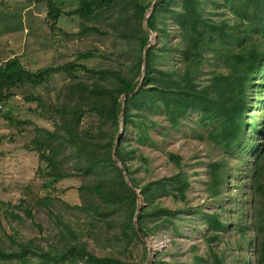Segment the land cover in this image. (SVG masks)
<instances>
[{
	"label": "trees",
	"instance_id": "trees-1",
	"mask_svg": "<svg viewBox=\"0 0 264 264\" xmlns=\"http://www.w3.org/2000/svg\"><path fill=\"white\" fill-rule=\"evenodd\" d=\"M79 2L65 11L46 0L51 29L61 15L76 16L81 20L78 34L111 40L110 48L94 46L75 60L37 71L28 70L20 56L0 63V103L8 106L17 97L15 90L25 91L23 101L29 103L32 118L15 124L44 120L53 127L34 126L25 141V149L40 162L37 179L26 187V198L5 212L18 222L25 219L17 210L33 221L48 219L50 235L57 239L45 249L34 239L17 240L0 222V264L147 263L150 250L134 226L138 196L116 165L115 145L142 198L141 233L153 241L169 237L152 264H251L245 251L250 243L256 264H264V0H159L147 21L157 42L148 50L137 91L150 40L144 19L153 0ZM91 59H101L105 66L84 63ZM57 75L66 82L52 101L36 88ZM125 94L131 95L122 105ZM184 128L207 146L208 161L201 163L207 168L202 205L212 206L208 210L189 199L188 164L168 148L174 133ZM145 146L158 149L176 172L157 178ZM242 170L251 182L235 187ZM67 179L80 185L54 190L53 183ZM230 187L234 192L228 196ZM73 189L78 204L62 196ZM190 225L196 226L193 236H202L189 246L193 257L187 263L180 261V243ZM223 238L230 243L218 249ZM202 241L208 247L205 255L199 254Z\"/></svg>",
	"mask_w": 264,
	"mask_h": 264
},
{
	"label": "rangeland",
	"instance_id": "rangeland-1",
	"mask_svg": "<svg viewBox=\"0 0 264 264\" xmlns=\"http://www.w3.org/2000/svg\"><path fill=\"white\" fill-rule=\"evenodd\" d=\"M53 1L59 3L60 8L65 11L76 8L80 3V0ZM204 8L209 10V4H206ZM213 11L214 13H218L219 9L215 8ZM47 13L46 0H0V63L20 56L23 64L28 67V70L37 71L51 64L62 65L75 60L80 52L87 51L94 46L102 51L110 48L111 40L108 41L103 37L78 34L81 30V20L79 17L61 15L57 22V27L51 29L50 21H47ZM227 17H230L228 11ZM153 42H157V40ZM84 63L91 68L105 66V62L101 59H91L84 61ZM65 82L66 78L64 75H57L55 78L47 81L45 87H37L36 90H38L37 92H42L46 98L50 97L52 101H55L60 87ZM15 92L17 97L11 99L8 102V106L4 107L0 103V222L5 227L7 233L15 236L17 240L27 241L34 239L36 243H40L42 247L48 249L57 243L54 235H50L53 228L48 224V219L39 217L33 221L29 217L27 218L23 211L17 210L16 214L21 215L25 219L23 222H18L6 215L5 212L7 207L10 208L11 205L14 206L21 199L26 198V187L34 179H37V169L40 166V162L36 154L25 149V141L32 135L34 126L53 128L50 123H46L44 120H36L35 124L17 126L15 124L17 121H25L28 118H32V116L28 112L29 103L26 104L23 101L26 92L23 90H15ZM262 98L264 100V89ZM31 105L35 106L34 103ZM261 107L264 112V103ZM4 114L13 117L14 121H7L4 118ZM192 116L194 117V114ZM20 130H23V132L19 133ZM157 135L158 132L155 131L153 133L155 139L159 138ZM11 137H14V141L10 140ZM168 148L180 153L184 157V161L188 164L185 171L190 174V181L192 183L189 199L195 205H202L204 201L202 199V193L207 168L201 162L206 163L208 161L207 146L199 142L190 129L184 128L182 131L174 133ZM142 149L152 159L151 165L153 173L157 178L176 172V169L172 166L166 165L165 158L158 149L146 146ZM244 173V170H242L241 175L235 182V187L241 181H246ZM246 182V184H250L251 179ZM53 184L56 186V189L53 187L54 190L57 191L70 187H78L80 185L77 179L61 180ZM74 189L62 195L64 200L69 201L70 204L79 203L78 192L74 191ZM229 190L230 193H228V196L234 192L232 187ZM245 192L247 212L249 213L246 219L250 221L251 191L247 189ZM3 203L8 205L5 206ZM168 204L172 205L169 201ZM211 207L202 205L204 210H208ZM39 224L43 227L42 230H40ZM195 227L190 225L182 235L183 239L180 243L181 262L191 263L193 254L189 246L201 242L202 234L200 232H196L195 236L191 234L194 232ZM199 227L203 229V225ZM249 234L251 237H254V231L250 230ZM168 238V235L164 234L157 241H153L156 254L162 252L168 246ZM226 241L229 242L228 239L223 238L218 249L224 248ZM89 242L93 243L92 240ZM16 246L15 244L12 248ZM230 247H232L231 244ZM207 250V244L202 241L199 245V254L205 255ZM245 251L247 254L249 253L248 258L251 264H256L252 243L246 246ZM227 252L231 254L230 250ZM79 264L85 263L82 262Z\"/></svg>",
	"mask_w": 264,
	"mask_h": 264
},
{
	"label": "water",
	"instance_id": "water-1",
	"mask_svg": "<svg viewBox=\"0 0 264 264\" xmlns=\"http://www.w3.org/2000/svg\"><path fill=\"white\" fill-rule=\"evenodd\" d=\"M159 0H154L153 4L150 6V8L148 9L147 13H146V17L144 19V28L149 32L150 34V40L147 44V46L145 47L144 51H143V59H142V71H141V77H140V82H143L144 80V77H145V71H146V58H147V53H148V50L149 48L154 45L156 42H153L155 40H157V33H154L153 31L149 30V28L147 27V21L149 19V17L154 13L155 9H156V6H157V3H158ZM139 89V86L137 87L136 91ZM133 94V93H132ZM131 94H125L123 95V98H122V105H124V101L125 99L130 96ZM122 118H123V113H122ZM119 141V139H117V142ZM116 145L114 146L113 148V157H114V160L116 162V165L120 168V170L122 171L123 173V176L125 178V181L127 182V184L132 187L135 192L137 193V196H138V206H137V210H136V213H135V217H134V226H135V229L139 235V237L141 238V240L148 246V248L150 249V256H149V259L147 261L146 264H152L154 259H155V255H156V251L153 247V240L152 239H148L146 238L142 233H141V230L139 228V225H138V215L140 214L141 210H142V198H141V195L139 194V190H137L136 188H134L133 184L131 183L129 177L127 176L125 170H124V167H123V164L122 162L120 161V159L116 156Z\"/></svg>",
	"mask_w": 264,
	"mask_h": 264
},
{
	"label": "bare ground",
	"instance_id": "bare-ground-1",
	"mask_svg": "<svg viewBox=\"0 0 264 264\" xmlns=\"http://www.w3.org/2000/svg\"><path fill=\"white\" fill-rule=\"evenodd\" d=\"M154 2V1H153ZM147 46V45H146ZM142 59H143V57H142ZM142 84V82H140V80H139V87H140V85ZM123 118H124V115H123ZM123 118H122V114H121V121H123Z\"/></svg>",
	"mask_w": 264,
	"mask_h": 264
}]
</instances>
